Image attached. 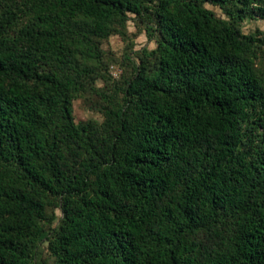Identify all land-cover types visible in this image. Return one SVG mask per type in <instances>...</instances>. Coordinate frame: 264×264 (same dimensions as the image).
<instances>
[{
    "label": "trees",
    "instance_id": "1",
    "mask_svg": "<svg viewBox=\"0 0 264 264\" xmlns=\"http://www.w3.org/2000/svg\"><path fill=\"white\" fill-rule=\"evenodd\" d=\"M246 20L264 0H0V264H37L42 241L41 264H264ZM129 22L155 47L114 79L102 45ZM89 91L101 121L75 123Z\"/></svg>",
    "mask_w": 264,
    "mask_h": 264
},
{
    "label": "rangeland",
    "instance_id": "2",
    "mask_svg": "<svg viewBox=\"0 0 264 264\" xmlns=\"http://www.w3.org/2000/svg\"><path fill=\"white\" fill-rule=\"evenodd\" d=\"M207 7L213 10L216 16H223L221 10L217 7H213L211 5H207ZM140 29L137 28L135 23L129 22L125 36L120 37L115 35L104 42L102 45L104 56L101 68L106 75H110L112 78L118 79L120 73L123 72V75L125 74V70L123 68L125 64L123 57L125 55L134 57L135 54L132 52H137L142 48H147L150 50L155 47V43L148 40L143 29ZM241 29L245 34L257 32L262 33L264 32V21L246 20L242 23ZM103 85V81L100 80L97 82L98 87ZM96 102L97 97L94 96L90 91L86 94L85 98L76 99L73 103V116L75 123L86 122L90 120L101 121V114L94 110ZM46 245L47 243L42 241L38 246L36 256L37 264H41V259H45L47 256Z\"/></svg>",
    "mask_w": 264,
    "mask_h": 264
}]
</instances>
